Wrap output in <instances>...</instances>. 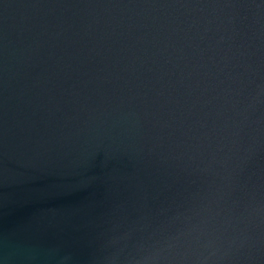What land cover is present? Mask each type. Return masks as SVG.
Returning <instances> with one entry per match:
<instances>
[{"label":"water","instance_id":"1","mask_svg":"<svg viewBox=\"0 0 264 264\" xmlns=\"http://www.w3.org/2000/svg\"><path fill=\"white\" fill-rule=\"evenodd\" d=\"M264 264V0H0V264Z\"/></svg>","mask_w":264,"mask_h":264},{"label":"clouds","instance_id":"2","mask_svg":"<svg viewBox=\"0 0 264 264\" xmlns=\"http://www.w3.org/2000/svg\"><path fill=\"white\" fill-rule=\"evenodd\" d=\"M189 244L193 245L195 249L199 250L190 264H213L214 262V241L208 238H202L199 234L189 238Z\"/></svg>","mask_w":264,"mask_h":264}]
</instances>
